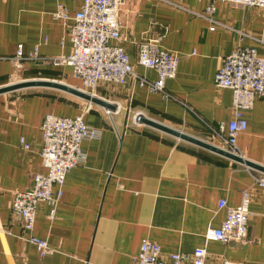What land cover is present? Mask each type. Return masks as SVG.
<instances>
[{
    "label": "crops",
    "instance_id": "crops-1",
    "mask_svg": "<svg viewBox=\"0 0 264 264\" xmlns=\"http://www.w3.org/2000/svg\"><path fill=\"white\" fill-rule=\"evenodd\" d=\"M211 1L125 0L120 44L136 73L158 79L154 70L137 64L145 44L157 43L179 56L176 78L168 80L163 94L133 81L100 85L93 96L114 105L119 111L113 116L55 88L0 94V264H132L145 242L160 245L164 255L206 249L210 264H264V188L255 181L264 174L135 123L141 116L227 148L216 132L233 119V93L215 87L216 74L238 46L254 48L264 58V11L216 2L210 14ZM83 2L0 0V89L37 80L83 89L71 66L49 63L70 56V28ZM60 7L69 13L67 21L56 18ZM211 21L217 23L214 31ZM49 115H84L86 126L102 135L83 143L88 161L66 176L56 217L51 220L50 208L40 205L32 235L55 252L40 258L23 240L31 232L11 208L14 194L31 189L34 176L46 172L41 126ZM246 120L249 128L237 138V154L264 168V96ZM245 191L252 196L248 239L229 244L206 239L226 218L219 203L237 208Z\"/></svg>",
    "mask_w": 264,
    "mask_h": 264
},
{
    "label": "built area",
    "instance_id": "built-area-1",
    "mask_svg": "<svg viewBox=\"0 0 264 264\" xmlns=\"http://www.w3.org/2000/svg\"><path fill=\"white\" fill-rule=\"evenodd\" d=\"M216 2L231 7L259 8L264 11V0H212L207 8L210 14L216 12ZM124 4L125 0H84L81 10L73 17L74 23L70 28L73 46L70 56L53 59L49 63L56 66H71L73 78L80 80L83 84L82 90L91 95H94L95 89L100 85L119 87L126 86L131 81L138 83L150 93L163 94L168 80L176 78L179 56L161 49L157 43L140 46L137 64L145 69L154 70L158 79L151 82L138 75L135 65L120 44L122 37L120 11ZM55 16L64 21L69 19V13L63 7H60ZM211 22V30L214 31L217 23ZM36 57H38L37 52L30 56L31 60ZM23 59V50L20 48L16 63L20 66ZM216 75L215 87L233 93L234 113L228 125L220 123L216 135L226 144L227 148L223 149L236 156L238 155L237 138L249 128L246 114L253 109L255 101L264 96V58L260 57L254 48L238 46L225 57ZM91 107L90 104L86 112ZM114 113L107 110L109 116ZM139 122L138 117L135 123ZM41 129L44 145L42 161L46 172L34 176V186L31 189L14 194L11 210L21 221L22 228L31 232L29 236H24L23 240L33 244L40 258H43L55 252L46 240H40L32 235L39 214L38 209L40 205H47L51 210L49 218L53 220L56 217V208L64 196L66 176L72 169L83 166L88 161L82 148L83 143L100 139L102 133L86 126L84 115L71 119L49 115L45 118ZM21 145L26 150L30 148L23 139ZM255 181L264 188V177H256ZM56 188L58 189L55 194ZM251 199V193L245 191L237 208L221 201L219 207L220 210L226 211V218L221 228L210 229L205 234V238L224 244L246 241L249 233ZM132 264L210 263L208 252L203 248L189 254L164 255L160 245L145 242Z\"/></svg>",
    "mask_w": 264,
    "mask_h": 264
},
{
    "label": "water",
    "instance_id": "water-1",
    "mask_svg": "<svg viewBox=\"0 0 264 264\" xmlns=\"http://www.w3.org/2000/svg\"><path fill=\"white\" fill-rule=\"evenodd\" d=\"M37 88V87H45V88H55V89H58L62 92H65L67 94H71V95H74L78 98H81L83 100H85L86 102L88 101L89 103L93 104V105H97L99 107H102L106 110H109V111H117L115 110V106L112 105L111 103L105 101V100H101L91 94H88V93H85L84 91L80 90V89H77L75 87H72V86H68L66 84H63V83H59V82H50V81H42V80H37V81H31V82H21L20 84H16V85H12V86H6L2 89H0V94H4L5 92H11V91H16V90H21V88ZM139 120L141 123H143L144 125L146 126H150V127H154L168 135H172L174 136L175 138L177 139H180L182 141H188L200 148H205L217 155H221L223 157H226L228 159H230L231 161H234V162H239L243 165H245L247 168L251 169V170H256L258 172H261L264 174V168L254 164V163H251L247 160H245L243 157L241 156H238V155H233L231 153H229L227 150L221 148V147H216L214 145H211L205 141H200L188 134H184L183 132H180L174 128H171L170 126L167 127L166 125H162L161 123H158L156 121H151L147 118H143L141 116H139Z\"/></svg>",
    "mask_w": 264,
    "mask_h": 264
},
{
    "label": "rangeland",
    "instance_id": "rangeland-1",
    "mask_svg": "<svg viewBox=\"0 0 264 264\" xmlns=\"http://www.w3.org/2000/svg\"><path fill=\"white\" fill-rule=\"evenodd\" d=\"M77 88V87H76ZM114 114H112V116H113ZM140 123V122H139Z\"/></svg>",
    "mask_w": 264,
    "mask_h": 264
}]
</instances>
